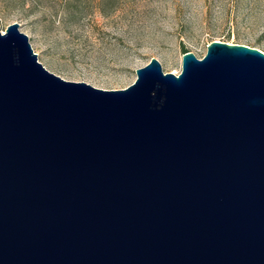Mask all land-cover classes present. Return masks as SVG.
Wrapping results in <instances>:
<instances>
[{
	"label": "water",
	"instance_id": "1",
	"mask_svg": "<svg viewBox=\"0 0 264 264\" xmlns=\"http://www.w3.org/2000/svg\"><path fill=\"white\" fill-rule=\"evenodd\" d=\"M135 73L65 80L0 28V264H264V52Z\"/></svg>",
	"mask_w": 264,
	"mask_h": 264
},
{
	"label": "rangeland",
	"instance_id": "2",
	"mask_svg": "<svg viewBox=\"0 0 264 264\" xmlns=\"http://www.w3.org/2000/svg\"><path fill=\"white\" fill-rule=\"evenodd\" d=\"M38 60L69 81L122 89L155 57L178 74L212 40L264 52V0H0L2 32L14 22Z\"/></svg>",
	"mask_w": 264,
	"mask_h": 264
},
{
	"label": "trees",
	"instance_id": "3",
	"mask_svg": "<svg viewBox=\"0 0 264 264\" xmlns=\"http://www.w3.org/2000/svg\"><path fill=\"white\" fill-rule=\"evenodd\" d=\"M187 50H183V52H186Z\"/></svg>",
	"mask_w": 264,
	"mask_h": 264
}]
</instances>
